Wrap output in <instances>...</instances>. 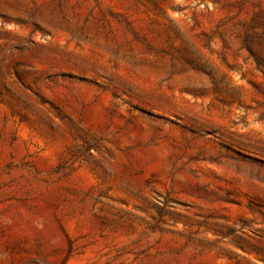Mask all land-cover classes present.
I'll list each match as a JSON object with an SVG mask.
<instances>
[{
  "label": "rangeland",
  "instance_id": "obj_1",
  "mask_svg": "<svg viewBox=\"0 0 264 264\" xmlns=\"http://www.w3.org/2000/svg\"><path fill=\"white\" fill-rule=\"evenodd\" d=\"M0 264H264V0H0Z\"/></svg>",
  "mask_w": 264,
  "mask_h": 264
}]
</instances>
